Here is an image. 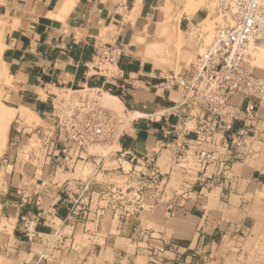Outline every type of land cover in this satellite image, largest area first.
<instances>
[{"label": "crops", "instance_id": "1", "mask_svg": "<svg viewBox=\"0 0 264 264\" xmlns=\"http://www.w3.org/2000/svg\"><path fill=\"white\" fill-rule=\"evenodd\" d=\"M68 1L3 0L5 59L22 105L50 117L61 91L103 89L139 117L98 159H65L51 117L25 157L34 136L25 144L15 128L14 148L0 155V264H227L254 253L264 264V99L253 119L200 132L210 116L194 64L162 72L166 59L156 55V66L120 15L156 0ZM99 43L122 48L115 78L88 68ZM24 219L35 222L33 240Z\"/></svg>", "mask_w": 264, "mask_h": 264}, {"label": "built area", "instance_id": "2", "mask_svg": "<svg viewBox=\"0 0 264 264\" xmlns=\"http://www.w3.org/2000/svg\"><path fill=\"white\" fill-rule=\"evenodd\" d=\"M216 9L221 23L213 42L193 65L196 97L210 116L200 125V132L228 131L241 117L253 119L264 99V79L250 64L254 49L264 45V0H216ZM122 55L118 44L99 43L88 68L93 76L115 78ZM85 89L90 92L82 91ZM85 89L63 90L52 101L50 117L55 140L62 144L65 159L71 161L82 155H87L86 159L102 158L95 151L97 147L115 145L128 123L102 104L103 89ZM238 97L247 101L245 107L233 102ZM131 115L139 117L136 112ZM201 157L210 162L216 159L207 153H201ZM24 232L30 240L35 239V222L24 219Z\"/></svg>", "mask_w": 264, "mask_h": 264}, {"label": "rangeland", "instance_id": "3", "mask_svg": "<svg viewBox=\"0 0 264 264\" xmlns=\"http://www.w3.org/2000/svg\"><path fill=\"white\" fill-rule=\"evenodd\" d=\"M201 1L203 5L200 4ZM198 2L199 0H156L152 8L146 9L139 15L134 16L130 8L122 11L120 15L122 18L131 21L135 26L140 36V38L137 39L138 42L147 44L149 49L147 53L148 58L152 60L156 66H159L155 57L156 55L161 56L166 59V64L168 65L165 67L159 66L161 68L160 70L166 74H178L184 67L189 66L191 63L194 64L198 55L203 53L204 50L211 45L216 34L217 26L221 23V20L219 21L217 17L216 0H200L199 4L201 6L197 4ZM196 5H198V8ZM193 6L195 10L193 8V10L190 11ZM188 10L193 13V15L190 12L188 13ZM184 17H188L189 21H184ZM182 20L184 22L183 32L185 33L180 34L179 30ZM189 22L190 25L188 27L187 25ZM178 38L179 41L177 40ZM188 47H191V51ZM262 47H264V45H262ZM6 49L7 34L5 19L3 17V0H0V155H3V153L8 150L10 151L11 147L14 148L17 135L15 131L16 128L22 131L25 144L28 143V138L34 136V140L29 141L32 145L22 148L24 151V153H22L23 156L27 157L32 151V148L40 144L37 133L41 130H47L51 126V120L48 115L38 116L32 110L22 105L18 91L19 80L15 77L14 73L9 70L5 59ZM256 57L257 55L253 53L250 61L252 70L264 79V60L257 57L258 60L262 62L260 63ZM82 91L90 92L87 89ZM40 93L41 97L45 99L44 93ZM102 94V104L107 109L123 117L127 121L133 119L131 114H126L124 107L115 109L106 104V98L113 100L118 99L117 97L105 91L102 92ZM19 107L21 112L19 111ZM5 115L10 121L9 136L6 144L3 142L5 134L3 129H1V122L5 118ZM110 149V147H97L95 151L101 155H106ZM38 156L43 158L41 154H38ZM3 225L4 222L0 221V230L2 231L4 229ZM257 250L259 252H264V244L258 245ZM254 255L255 253L249 261L229 260L227 264H240V262L243 264H258L260 259H254Z\"/></svg>", "mask_w": 264, "mask_h": 264}, {"label": "bare ground", "instance_id": "4", "mask_svg": "<svg viewBox=\"0 0 264 264\" xmlns=\"http://www.w3.org/2000/svg\"><path fill=\"white\" fill-rule=\"evenodd\" d=\"M67 1V0H66ZM71 1V0H70ZM70 1H68V2H70ZM199 2H200V0H199ZM199 2L197 3V4H199ZM202 3V1L200 2V4ZM69 4H71V3H69ZM199 4V6H201V5H203V4H201L200 5ZM72 5H74V4H72ZM70 6V5H69ZM196 7L198 8V5H196ZM193 8H194V6L192 7V9H190V11L191 10H193ZM194 10H195V8H194ZM197 10V9H196ZM189 10H188V13L190 12ZM193 12V11H192ZM196 12V11H195ZM191 13V12H190ZM132 14L134 15V16H136V15H139V14H141V12H140V10H139V6H137L133 11H132ZM192 15H193V13H191ZM180 16V15H179ZM177 17V16H176ZM175 17V18H176ZM177 18H179V17H177ZM219 21H220V19H219ZM174 25V24H173ZM170 27V26H169ZM168 27V28H169ZM170 29H171V27H170ZM179 33L181 34V31L179 30ZM161 34V33H160ZM178 34V33H177ZM178 41H179V38L177 39ZM150 47V46H149ZM153 48V47H152ZM154 49V48H153ZM257 55V57L259 58V59H262V60H264V47H262V45H258V47H257V49H254V55ZM256 57V58H257ZM258 58H257V60H258ZM259 61V60H258ZM257 61V62H258ZM260 62V61H259ZM260 63H262V62H260ZM260 63H258V64H260ZM261 65V64H260ZM110 98V97H109ZM105 102H106V104L107 105H109L110 107L112 106L113 108H115V109H118V108H123L124 107V103L122 104V102L119 100V99H113V100H111V99H108V98H106L105 99ZM3 105V104H2ZM6 108V107H5ZM23 108V107H22ZM124 110V109H123ZM17 111V110H16ZM19 111L21 112V110H20V107H19ZM23 111V110H22ZM26 111V110H25ZM9 113V112H8ZM1 129H3V131H4V134H5V136H4V139H3V142L6 144L7 143V141H8V136H9V129H10V121L6 118V115H5V118L2 120V122H1Z\"/></svg>", "mask_w": 264, "mask_h": 264}]
</instances>
